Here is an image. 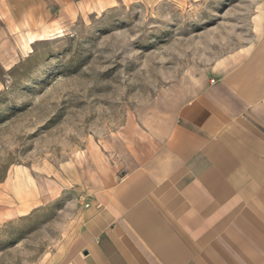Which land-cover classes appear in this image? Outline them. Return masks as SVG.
<instances>
[{
  "label": "rangeland",
  "instance_id": "1",
  "mask_svg": "<svg viewBox=\"0 0 264 264\" xmlns=\"http://www.w3.org/2000/svg\"><path fill=\"white\" fill-rule=\"evenodd\" d=\"M19 1L0 0V264H53L122 172L126 124L156 131L241 59L264 37V0L51 3L44 22Z\"/></svg>",
  "mask_w": 264,
  "mask_h": 264
},
{
  "label": "crops",
  "instance_id": "2",
  "mask_svg": "<svg viewBox=\"0 0 264 264\" xmlns=\"http://www.w3.org/2000/svg\"><path fill=\"white\" fill-rule=\"evenodd\" d=\"M124 1L18 6L44 22L51 3L98 12ZM215 70L156 131L126 124L122 172L108 176L53 264H264V37Z\"/></svg>",
  "mask_w": 264,
  "mask_h": 264
}]
</instances>
